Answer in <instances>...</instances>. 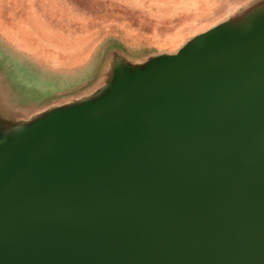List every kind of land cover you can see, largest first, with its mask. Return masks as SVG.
Segmentation results:
<instances>
[{"label": "water", "instance_id": "obj_1", "mask_svg": "<svg viewBox=\"0 0 264 264\" xmlns=\"http://www.w3.org/2000/svg\"><path fill=\"white\" fill-rule=\"evenodd\" d=\"M50 108L0 115V264H264V3Z\"/></svg>", "mask_w": 264, "mask_h": 264}, {"label": "rangeland", "instance_id": "obj_2", "mask_svg": "<svg viewBox=\"0 0 264 264\" xmlns=\"http://www.w3.org/2000/svg\"><path fill=\"white\" fill-rule=\"evenodd\" d=\"M68 1L82 17L81 24L76 26L83 36L85 57L81 68L55 74L41 66L26 67V71L43 73L6 75L7 83L28 82L36 88L42 84L45 95L57 93L41 111L102 95L110 79L113 57H119L132 69L141 68L149 59L175 54L195 36L264 3V0ZM27 94L35 95L29 91Z\"/></svg>", "mask_w": 264, "mask_h": 264}, {"label": "crops", "instance_id": "obj_3", "mask_svg": "<svg viewBox=\"0 0 264 264\" xmlns=\"http://www.w3.org/2000/svg\"><path fill=\"white\" fill-rule=\"evenodd\" d=\"M81 18L68 0H0V115L26 116L57 97L45 95L42 84L7 83L6 75L43 73L26 67L41 66L55 74L80 69L85 54L76 26Z\"/></svg>", "mask_w": 264, "mask_h": 264}]
</instances>
